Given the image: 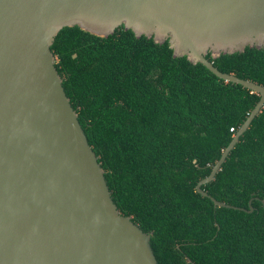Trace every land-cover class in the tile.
<instances>
[{"label":"trees","instance_id":"1","mask_svg":"<svg viewBox=\"0 0 264 264\" xmlns=\"http://www.w3.org/2000/svg\"><path fill=\"white\" fill-rule=\"evenodd\" d=\"M52 50L112 197L159 264H264V106L202 185L233 206L197 190L260 93L124 25L106 37L66 26ZM207 57L264 85V47Z\"/></svg>","mask_w":264,"mask_h":264},{"label":"water","instance_id":"2","mask_svg":"<svg viewBox=\"0 0 264 264\" xmlns=\"http://www.w3.org/2000/svg\"><path fill=\"white\" fill-rule=\"evenodd\" d=\"M75 25L169 40L175 56L260 93L197 183L216 206L232 207L202 185L264 106V85L221 71L207 54L264 47V0H0V264H159L151 233L115 203L57 69L55 37Z\"/></svg>","mask_w":264,"mask_h":264},{"label":"built area","instance_id":"3","mask_svg":"<svg viewBox=\"0 0 264 264\" xmlns=\"http://www.w3.org/2000/svg\"><path fill=\"white\" fill-rule=\"evenodd\" d=\"M233 130V128H231Z\"/></svg>","mask_w":264,"mask_h":264}]
</instances>
